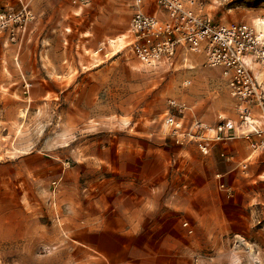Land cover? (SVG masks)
I'll return each mask as SVG.
<instances>
[{
  "label": "rangeland",
  "instance_id": "1",
  "mask_svg": "<svg viewBox=\"0 0 264 264\" xmlns=\"http://www.w3.org/2000/svg\"><path fill=\"white\" fill-rule=\"evenodd\" d=\"M73 1L0 6L29 13L0 30L18 59L0 76V264H264V155L208 159L163 124L173 98L233 118L218 70L146 67L126 47L130 0ZM198 2L264 29V0Z\"/></svg>",
  "mask_w": 264,
  "mask_h": 264
},
{
  "label": "built area",
  "instance_id": "2",
  "mask_svg": "<svg viewBox=\"0 0 264 264\" xmlns=\"http://www.w3.org/2000/svg\"><path fill=\"white\" fill-rule=\"evenodd\" d=\"M130 1L126 47L142 65L170 68L177 58L182 65L187 64L186 56L200 59L205 68L221 72L230 96L240 103L237 123L222 119L210 125L198 120L187 124L186 106L176 98L169 100L163 124L172 142L180 147L192 145L207 157L216 145L242 138L252 151L264 152V130L248 107L263 95L251 65L264 69V33L245 23H216L202 12L198 0ZM153 7L156 13L149 11ZM28 15L25 8L16 14L0 13V30L10 24L21 27ZM183 84L188 86L190 81Z\"/></svg>",
  "mask_w": 264,
  "mask_h": 264
},
{
  "label": "crops",
  "instance_id": "3",
  "mask_svg": "<svg viewBox=\"0 0 264 264\" xmlns=\"http://www.w3.org/2000/svg\"><path fill=\"white\" fill-rule=\"evenodd\" d=\"M5 0H0V6H5L4 4ZM78 7V10L81 9ZM151 13H156V10L151 8L149 10ZM131 19V17H130ZM130 22V20H129ZM128 22V25H129ZM264 33V29L262 30ZM18 59L15 58H7V57H0V76L4 79L6 76H9L10 74L14 75L15 70H13L11 67L7 66V69L4 67L6 64L9 65H16ZM193 66H190L192 69L196 68L199 64L196 60H193V63H191ZM212 70H217V69H212ZM251 70L254 76L256 77L257 83L260 86V92L263 94L259 100V102H253L248 105L249 110L251 111V114L253 118L257 121V124L264 130V69H261L259 66L252 64L251 65ZM221 83L226 88L224 79L221 77V72L218 70ZM228 94L229 91L226 88ZM230 95V94H229ZM231 97V96H230ZM234 99L233 97H231ZM235 100V99H234ZM236 102V108L239 107L240 103L235 100ZM186 106V110L184 111V120L187 124L191 123L192 121L198 120V121H203L206 122L207 124L214 125V123L208 122L207 120L203 119L201 115L195 110L194 107L188 106L185 102H182ZM238 109L236 111V115L233 118H227V120H231L235 123L238 121ZM264 155L262 152H257V151H252L247 143L242 139V138H236L235 140L231 142H227L224 144H218L214 147L212 154L210 156H207L206 158L211 159L213 157H222L227 161H238V162H252L254 159H256L259 156ZM247 168V165H246Z\"/></svg>",
  "mask_w": 264,
  "mask_h": 264
}]
</instances>
